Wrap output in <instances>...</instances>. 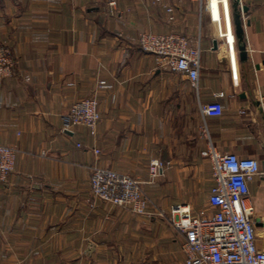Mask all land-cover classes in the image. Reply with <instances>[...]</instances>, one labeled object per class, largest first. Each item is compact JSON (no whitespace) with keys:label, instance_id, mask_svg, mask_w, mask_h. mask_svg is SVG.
Here are the masks:
<instances>
[{"label":"crops","instance_id":"crops-1","mask_svg":"<svg viewBox=\"0 0 264 264\" xmlns=\"http://www.w3.org/2000/svg\"><path fill=\"white\" fill-rule=\"evenodd\" d=\"M224 1L0 0L15 61L0 76V143L17 149L0 182V264H182L170 211L207 205L211 147L260 161L248 204L264 250V0ZM171 31L200 46L196 87L136 43ZM91 96L94 135L65 118ZM215 100L222 113H202ZM151 159L164 167L148 183ZM94 165L139 179L151 213L95 199Z\"/></svg>","mask_w":264,"mask_h":264},{"label":"built area","instance_id":"built-area-1","mask_svg":"<svg viewBox=\"0 0 264 264\" xmlns=\"http://www.w3.org/2000/svg\"><path fill=\"white\" fill-rule=\"evenodd\" d=\"M219 1L226 4L224 0H207L209 3ZM136 43L143 51L156 55L161 63L183 74L193 87L197 86L201 54L199 44L174 31L142 32ZM14 64L11 48L0 39V76H10ZM98 86L105 89L112 87L103 79L98 81ZM221 96L222 92L216 94V97ZM201 111L205 115L218 116L222 113V106L215 100L204 104ZM65 118L70 125L86 127L94 135L100 120L96 97L72 102ZM208 153L212 184L207 205L196 212L181 205L172 207L170 211L169 221L184 235L182 264H264V250L257 246L252 207L248 204L249 183L262 173L260 161L234 152H219L213 147ZM16 154L14 146L0 143V182L6 181L14 168ZM163 167L162 161L151 159L147 182L152 183L161 176ZM141 184L139 179L128 173L96 165L90 168L89 188L95 199L125 207L136 214H150L154 206L144 194ZM157 214L164 215L162 211Z\"/></svg>","mask_w":264,"mask_h":264},{"label":"water","instance_id":"water-1","mask_svg":"<svg viewBox=\"0 0 264 264\" xmlns=\"http://www.w3.org/2000/svg\"><path fill=\"white\" fill-rule=\"evenodd\" d=\"M240 4V1L239 0H236L235 2H234V4H233V8L234 9H237V6ZM242 9H243V11H245L246 10V7L244 6V7H242ZM237 35L238 36H240V32L238 31V33H237ZM239 50L241 51V58L243 59L244 57H245V53H244V47L243 46H240L239 47Z\"/></svg>","mask_w":264,"mask_h":264}]
</instances>
